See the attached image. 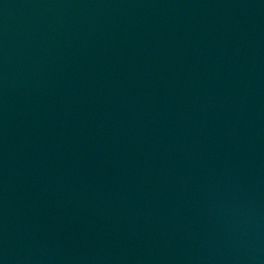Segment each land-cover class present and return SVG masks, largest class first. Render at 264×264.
Wrapping results in <instances>:
<instances>
[{"label": "water", "instance_id": "1", "mask_svg": "<svg viewBox=\"0 0 264 264\" xmlns=\"http://www.w3.org/2000/svg\"><path fill=\"white\" fill-rule=\"evenodd\" d=\"M0 264H264V0H0Z\"/></svg>", "mask_w": 264, "mask_h": 264}]
</instances>
